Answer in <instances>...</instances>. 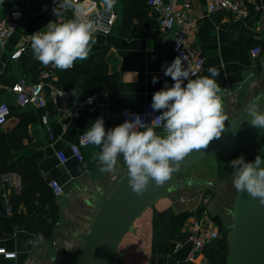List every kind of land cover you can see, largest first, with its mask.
Listing matches in <instances>:
<instances>
[{
	"label": "crops",
	"instance_id": "0c3cea01",
	"mask_svg": "<svg viewBox=\"0 0 264 264\" xmlns=\"http://www.w3.org/2000/svg\"><path fill=\"white\" fill-rule=\"evenodd\" d=\"M46 1L0 0V19L8 17L10 4L13 2L19 4L23 15L11 36L0 42V64L3 71L0 75V101L7 102L12 111L0 127L11 128L20 118L29 119V138L24 140L25 146L18 153L35 159L38 174L46 179L47 184V188L39 193L36 203L27 206L17 196L22 187L21 176L14 170L0 175V188L8 192L12 201V211L7 213L0 197V246L16 252L15 258H6L0 254V264H56V260L64 263L69 258L99 204V199L87 190L106 196L121 177V169L126 167L120 157L115 171L101 173L96 159L100 150L91 144L83 148L82 161L69 156L62 163L57 152L69 154V145L74 142L77 133L88 128L101 116L104 118L105 128L110 129L121 124V114L125 110H142L146 103L152 102L156 91L161 90L165 84L169 86L171 77L164 75L162 66L170 65L175 59L171 49L172 32L158 28L153 12L140 0H116L112 9L116 13V19L111 32L106 35L95 34L96 43L88 59L76 61L81 65V72L79 73L78 67V71L70 77L57 69L53 76L45 79L56 86L58 80L60 83L77 84L68 90L58 86L68 92L63 104L69 109L70 115L75 112L77 114L62 115L52 104L46 109L31 104L18 106L15 93L10 87L19 77H24L26 81L34 79L22 65V58L27 54L34 57L31 35L43 29L48 22L58 19L53 14V8L47 12L41 11ZM177 1L181 3L185 0ZM188 1L191 4L190 16L196 24L192 46L205 58L201 76L209 75V67L220 71L216 79L223 89L224 113L227 117H234L259 97V91L264 86V0H247L248 13L243 19L222 11L208 12L206 0ZM68 19H71L70 13L64 10L57 22L62 23ZM19 46H25L26 53L23 57L11 58L12 52ZM255 46H259L261 50L256 56H252L251 49ZM100 60L105 61L108 72L117 74L116 96L111 100L107 91L97 89L105 106L91 111L82 110L77 103L88 92L86 71ZM41 68L40 63L39 69ZM153 77L158 78L155 84L152 83ZM238 105L243 107L236 110ZM15 110L20 114L15 113ZM44 112H47V125L41 121ZM49 130L53 132V138L49 137ZM50 180H56L62 186L61 194H54L49 186ZM190 193L193 201V191ZM184 194L180 197L189 200V196ZM47 196H53L57 205L54 219L48 215ZM209 197L203 194L201 204L196 207L184 205V202L176 207L178 215L191 214L186 219L184 228L193 215H198L201 211L209 212L205 206ZM17 214L21 215L18 223L14 221ZM41 217H44L45 225H48L43 234L39 233ZM147 221L149 242L152 212ZM41 235L42 242L38 241ZM190 249V242H183L174 252L163 257V264H184ZM204 261L205 257L201 262Z\"/></svg>",
	"mask_w": 264,
	"mask_h": 264
},
{
	"label": "clouds",
	"instance_id": "9594fccd",
	"mask_svg": "<svg viewBox=\"0 0 264 264\" xmlns=\"http://www.w3.org/2000/svg\"><path fill=\"white\" fill-rule=\"evenodd\" d=\"M115 4L116 0H103L106 12H111ZM66 9L75 10L73 18L57 22ZM53 14L57 21L48 22L31 35L32 54L42 65L65 71L74 67L76 61L88 59L96 43L98 21L89 18L84 6L76 0H60ZM184 61L187 57L181 54L170 65L162 66L164 75L171 77L174 83L165 84L153 94L150 107L161 114L150 123L125 110L129 118L123 123L106 129L101 116L83 134L87 143L100 150L96 159L101 173L115 171L118 159L123 158L129 187L137 196H142L151 182L163 185L186 156L193 150L206 149L225 130L228 117L223 108V89L216 79L220 71L209 67V75L192 79ZM157 81L158 78L153 77L152 83ZM259 100L257 97L250 103L246 119L251 125L264 129V111L259 107ZM157 127H162L163 131L157 132ZM230 163L235 189L264 205V160L259 155L254 161H245L240 156ZM38 241H43L42 235Z\"/></svg>",
	"mask_w": 264,
	"mask_h": 264
},
{
	"label": "built area",
	"instance_id": "2783aa9c",
	"mask_svg": "<svg viewBox=\"0 0 264 264\" xmlns=\"http://www.w3.org/2000/svg\"><path fill=\"white\" fill-rule=\"evenodd\" d=\"M148 8L156 17L158 28L163 31L172 32V51L177 57L178 55H185L187 61H184V66L190 70V78L196 79L201 76L204 66L205 58L192 46V40L196 29V24L190 16V2L185 0L179 3L177 0H144ZM60 0H47L42 6L41 11L47 12L59 4ZM77 3L83 5L88 13L89 18L98 21V29L95 34L106 35L111 32L112 26L116 19V13L106 12L103 5V0H76ZM89 4L86 5L85 3ZM206 8L208 12L222 11L233 15L237 19H243L248 13L247 0H206ZM64 11V10H63ZM70 13L71 19L75 14L74 9H66ZM23 15L19 4L13 2L10 4L8 17L0 19V42H4L11 36L18 22ZM25 46L17 47L11 54V58H19ZM260 47L255 46L251 49V55L256 56L260 52ZM39 73L37 81H26L24 77H19L10 87L15 93L16 103L18 106H25L31 104L37 108L46 109L49 104H52L58 113L65 116L76 115L77 112L70 115L69 109L63 104L68 97V92L65 88L56 86L48 79L56 72V68L52 66H44ZM2 66L0 64V75L2 73ZM174 81H170L171 86ZM187 81H185V84ZM152 102L144 105L140 111L127 110L129 114H138L146 122L150 123L156 116L160 115L159 111H153L150 107ZM82 110H94L105 106V101L102 100L96 91L87 93L77 103ZM10 116V107L7 102L0 101V126L3 125ZM129 116L125 111L121 114V123H123ZM41 121L47 125V112L41 115ZM87 128L80 130L77 133L76 139L69 145V154L63 151L57 152V157L60 162H65L69 156L74 157L78 161L83 160V148L89 143L84 139L83 134ZM49 137L53 138L54 134L49 130ZM54 194L59 195L63 192L62 186L56 180H50ZM0 197L5 206V211L10 213L12 211V201L10 195L4 188H0ZM186 241L190 242L191 249L188 254L190 260L201 262L204 259L202 249L208 242L220 236L216 222L213 216L207 211H201L200 214H195L190 217L188 221ZM180 245L177 244L176 247ZM0 254L6 258H15L16 252L9 251L5 247L0 246Z\"/></svg>",
	"mask_w": 264,
	"mask_h": 264
},
{
	"label": "water",
	"instance_id": "95a60500",
	"mask_svg": "<svg viewBox=\"0 0 264 264\" xmlns=\"http://www.w3.org/2000/svg\"><path fill=\"white\" fill-rule=\"evenodd\" d=\"M255 101L256 99L252 100ZM250 103L239 114L225 121V130L219 139L210 142L206 149L193 150L186 156L163 185L157 186L151 182L148 190L142 196H137L129 187L127 169L122 168L121 177L106 196L87 190L99 199V204L89 219L87 231L80 234L79 247L66 262L56 260V264H112L117 256L119 243L132 229L136 218L151 204L175 187L210 183L190 176L177 178L180 172L202 158L224 151L240 150L261 141L251 161L257 155L264 160V129L251 125L246 119ZM155 130L162 132L163 128L157 127ZM232 215V236L226 264H264V205H260L258 200L251 198L246 192L237 191Z\"/></svg>",
	"mask_w": 264,
	"mask_h": 264
},
{
	"label": "trees",
	"instance_id": "16d2710c",
	"mask_svg": "<svg viewBox=\"0 0 264 264\" xmlns=\"http://www.w3.org/2000/svg\"><path fill=\"white\" fill-rule=\"evenodd\" d=\"M140 1L148 7L144 0ZM26 51L25 49L20 57H23ZM22 63L24 69L29 70L32 74L34 78L32 81H37V75L40 72V62L32 57L31 54H27L22 58ZM78 67L80 73L81 65H78L77 62H75L74 67L62 73L71 77L78 71ZM86 76L88 78L86 79V89L88 92L103 89L109 93L111 100L114 99L118 77L116 73L108 72L104 60L91 65L86 71ZM56 84L57 86L65 87L67 90L77 85L72 82L70 84L65 82L60 83L59 80ZM14 112L20 114L17 110ZM11 113L10 107V115ZM28 120V118H20L11 128L0 127V175L8 170H14L21 176L22 187L17 196L27 206H30L32 203H36L39 193L47 188V184L46 179L38 174L35 159L18 153V150L25 146L24 140L29 138L27 129ZM240 156H243L245 161H251L245 148L236 150L227 156L218 155L216 175L219 181L225 180L234 172L230 162ZM46 198H48L49 202L48 215L54 219L57 215V205L53 196H47ZM190 215H178V211L171 204L152 209L151 237L149 242L150 257L148 264H163V257L174 252L177 244H182L186 241L187 229L184 228V223ZM20 216V214H17L14 221L20 222ZM41 218L42 223L39 233L43 234L48 225H45L44 217ZM213 218L215 220L216 216H213ZM229 249L230 245L228 247L226 239L219 236L203 247L204 262L187 259L184 264H226Z\"/></svg>",
	"mask_w": 264,
	"mask_h": 264
},
{
	"label": "rangeland",
	"instance_id": "374dc122",
	"mask_svg": "<svg viewBox=\"0 0 264 264\" xmlns=\"http://www.w3.org/2000/svg\"><path fill=\"white\" fill-rule=\"evenodd\" d=\"M259 107L261 110L264 109V86L259 91ZM243 105H238L236 110H240ZM231 115L228 119H232ZM261 145V141L251 143L245 147V151L248 153L250 158L258 151ZM235 151H224L221 153H215L207 157L202 158L197 163L193 164L189 168L180 172L177 178H183L186 175H193V177L205 179L210 182L205 185H185L181 187H175L169 193L160 197L157 201L151 204L143 213H141L132 224V229L128 231L117 249V256L115 257L112 264H146L148 257L150 256V244L148 242L147 229L149 223L147 221L154 207L161 208L166 203H171L172 206L177 210L178 205H190L196 207L201 204L203 194L209 195V200L205 206L209 209V213L212 216H216L215 222L217 225L218 232L221 237H224L227 241L228 247L230 245L232 236V206L233 200L237 193V190L233 186V174L229 175L225 180L219 181L217 179V157L218 155H230ZM193 189V190H192ZM202 190V191H201ZM193 191L194 199L191 200L190 192ZM205 191V193H204ZM182 193L189 196V200L180 197ZM184 194V196H185ZM184 200V201H182ZM204 204V203H203ZM201 210V208H199ZM94 215V214H93ZM147 221V223H146ZM147 227V228H146ZM88 225L84 227V232L87 231ZM146 229V230H145ZM146 231V232H145ZM83 232V233H84ZM72 250V254L79 247ZM67 261V260H66ZM65 261V262H66Z\"/></svg>",
	"mask_w": 264,
	"mask_h": 264
}]
</instances>
